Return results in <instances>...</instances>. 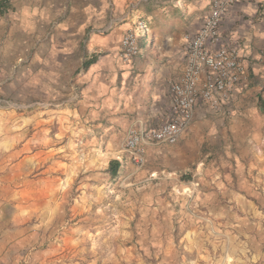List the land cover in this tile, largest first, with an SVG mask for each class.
<instances>
[{
	"label": "rangeland",
	"instance_id": "rangeland-1",
	"mask_svg": "<svg viewBox=\"0 0 264 264\" xmlns=\"http://www.w3.org/2000/svg\"><path fill=\"white\" fill-rule=\"evenodd\" d=\"M10 19L18 26L36 20ZM69 20L78 18L50 17L40 43ZM10 22L0 25V264H264V142L257 160L251 150L232 161V200L218 193L208 208L189 171L170 174L161 156L147 152L144 164L130 157L132 129L98 127L76 78L38 82L25 74L38 37L29 51L9 53ZM120 55L128 61L122 43ZM248 149L240 144L233 152ZM112 160L120 162L116 173ZM213 164L222 172L219 159ZM213 164L204 160L201 173ZM243 165L254 184L249 194L235 175Z\"/></svg>",
	"mask_w": 264,
	"mask_h": 264
},
{
	"label": "crops",
	"instance_id": "crops-1",
	"mask_svg": "<svg viewBox=\"0 0 264 264\" xmlns=\"http://www.w3.org/2000/svg\"><path fill=\"white\" fill-rule=\"evenodd\" d=\"M212 1L0 0L4 2L0 25L11 21L9 53L29 51L38 37L39 46L24 68L25 74L32 73L38 82L49 78L58 83L62 76L76 78L82 88L81 103L94 115L97 126L126 133L157 128L170 118L171 85L187 61L186 36L201 28ZM54 16H77L78 20L59 23L58 33L40 43L43 28ZM10 17H31L37 22L32 19L18 26L20 22ZM140 19L147 24L145 36L139 39L140 52L124 61L120 55L122 37ZM90 26L93 36L86 41L83 37ZM220 31L221 44L237 49L243 60L242 79L218 108L200 102L177 143H154L147 150V158L162 157L170 174L189 171V182L200 183L195 188L197 200L209 203L208 208L217 201L218 193L229 194L232 200V161L244 159L243 155H250L264 142V107L260 102L264 103V0L239 1L223 16ZM76 36L80 39H73ZM116 135H110L111 146L116 144ZM240 144H248L249 149L234 154V146ZM222 153L229 159L222 161ZM251 155L255 160L260 156L255 151ZM218 159L223 173L213 164ZM204 160L213 165L201 173ZM252 168L253 163L248 169L251 176ZM220 175L223 178H218ZM235 175L242 178L244 194L253 192L254 184L247 179L244 165ZM256 177L261 179L260 173Z\"/></svg>",
	"mask_w": 264,
	"mask_h": 264
},
{
	"label": "built area",
	"instance_id": "built-area-1",
	"mask_svg": "<svg viewBox=\"0 0 264 264\" xmlns=\"http://www.w3.org/2000/svg\"><path fill=\"white\" fill-rule=\"evenodd\" d=\"M241 0H213L201 28L186 36V65L171 85V116L157 128L132 129L126 151L138 164H144L147 147L154 143L175 144L190 124L195 107L204 102L216 109L225 101L245 72L237 49L221 44L223 16ZM147 24L140 19L122 39L126 60L140 52L139 39ZM264 58V50L262 51Z\"/></svg>",
	"mask_w": 264,
	"mask_h": 264
},
{
	"label": "trees",
	"instance_id": "trees-1",
	"mask_svg": "<svg viewBox=\"0 0 264 264\" xmlns=\"http://www.w3.org/2000/svg\"><path fill=\"white\" fill-rule=\"evenodd\" d=\"M3 4H4V2H0V8L2 7ZM89 64H90V62L87 63V64H85V67H87ZM260 102H261V106L264 107V103L262 102V100H260ZM119 165H120V162L118 160H112L111 161V166H112L111 169H112V172L113 173H116L118 171Z\"/></svg>",
	"mask_w": 264,
	"mask_h": 264
}]
</instances>
